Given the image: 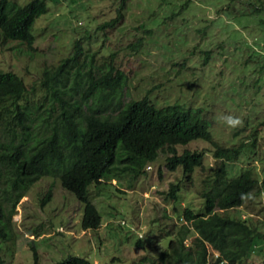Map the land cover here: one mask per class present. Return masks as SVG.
Wrapping results in <instances>:
<instances>
[{"label":"rangeland","instance_id":"374dc122","mask_svg":"<svg viewBox=\"0 0 264 264\" xmlns=\"http://www.w3.org/2000/svg\"><path fill=\"white\" fill-rule=\"evenodd\" d=\"M45 1L47 10L32 25V49L16 40L0 39V69L16 72L26 88H34V93H28L30 104L36 105L39 95L42 99L37 89L42 67L56 64L70 51L72 41L82 36L84 46L97 50V60L100 54L114 52L113 65L126 75L123 98L148 92L156 105L200 106L210 121L213 140L221 145L247 141L255 124L251 162L258 171L264 168V0H124L122 19L105 28H98L99 23L116 14L120 0ZM142 28L150 32L143 34ZM140 35V48L132 50L129 43ZM227 116H238L243 123L229 127ZM248 122L251 125H244ZM235 129L239 130L233 134ZM174 148L176 152L203 151L202 167H194L191 182L183 178L178 165L165 166L169 151L163 146L133 180L110 179L121 190L119 196L109 190L98 194L91 187L92 202L103 220L94 230L79 225L81 203L56 177L34 180L13 209L3 203L14 236L0 241L2 264H33V250L36 264H55L68 254L85 255L91 264H150V249L145 253L133 245L138 233L144 242L152 243L154 253L169 237L194 244L190 225L177 214L183 205L200 207L197 183L219 159L213 157V145L207 140L193 139ZM246 159L242 151L228 160L227 176L237 175ZM180 180L188 192L174 204L163 192L169 182ZM47 191L49 197L41 202ZM263 196L255 193L238 211L256 221L264 235ZM120 217L126 220L125 226L115 224ZM107 222L111 235L104 231ZM262 262L264 246L240 264Z\"/></svg>","mask_w":264,"mask_h":264},{"label":"trees","instance_id":"16d2710c","mask_svg":"<svg viewBox=\"0 0 264 264\" xmlns=\"http://www.w3.org/2000/svg\"><path fill=\"white\" fill-rule=\"evenodd\" d=\"M123 5L124 0H120L116 14L98 28L116 26L123 17ZM46 10L45 0H0V39L16 40L32 49L33 22ZM142 32L150 29L142 28ZM142 39L140 35L130 42L131 49L140 48ZM96 53L89 44L83 45L82 36L75 38L70 51L56 64L42 67L37 78L42 99L39 95L36 105L30 104L28 97L34 88H26L16 72L0 69V241L14 236L3 203L13 209L37 178L56 177L81 203L79 225L94 230L103 220L92 202L91 187L98 194L109 190L119 196L121 190L110 179L126 176L133 180L163 146L169 151L165 166L173 169L178 165L183 178L191 182L194 167H202L203 151L184 148L176 152L174 145L202 139L213 145L212 155L219 160L197 183L200 207L195 210L183 205L177 214L190 225L194 244L169 237L154 253L152 243L144 242L138 233L133 245L145 253L150 249V264H240L261 252L263 231L250 216L238 211V206L255 193L264 195V168L258 171L251 162L255 159L256 125L251 126L247 141L218 144L200 106L179 102L156 105L148 92L123 98L126 75L113 65L114 52L98 55L99 60ZM242 151L247 162L237 175L227 176L225 163ZM181 180L169 182L163 192L174 204L188 192ZM48 197L47 191L40 201ZM105 216L108 218V213ZM114 222L120 227L127 224L124 217ZM107 225L104 231L111 235ZM33 257L36 264L35 250ZM55 264L91 261L85 255L68 254Z\"/></svg>","mask_w":264,"mask_h":264},{"label":"clouds","instance_id":"9594fccd","mask_svg":"<svg viewBox=\"0 0 264 264\" xmlns=\"http://www.w3.org/2000/svg\"><path fill=\"white\" fill-rule=\"evenodd\" d=\"M225 120L229 127H238L243 123L242 119L238 116H227L225 117Z\"/></svg>","mask_w":264,"mask_h":264}]
</instances>
